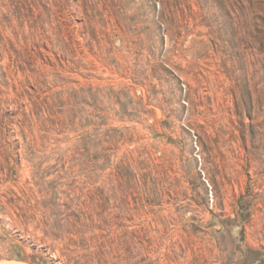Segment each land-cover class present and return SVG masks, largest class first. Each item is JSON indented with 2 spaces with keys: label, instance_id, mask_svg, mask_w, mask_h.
Listing matches in <instances>:
<instances>
[{
  "label": "rangeland",
  "instance_id": "1",
  "mask_svg": "<svg viewBox=\"0 0 264 264\" xmlns=\"http://www.w3.org/2000/svg\"><path fill=\"white\" fill-rule=\"evenodd\" d=\"M0 264H264V0H0Z\"/></svg>",
  "mask_w": 264,
  "mask_h": 264
}]
</instances>
